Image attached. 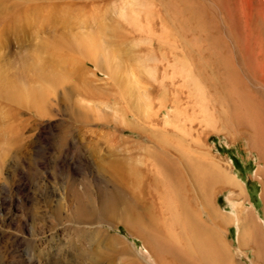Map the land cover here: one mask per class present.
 <instances>
[{"label": "rangeland", "instance_id": "rangeland-1", "mask_svg": "<svg viewBox=\"0 0 264 264\" xmlns=\"http://www.w3.org/2000/svg\"><path fill=\"white\" fill-rule=\"evenodd\" d=\"M248 2L0 0V264H192L167 165L219 264H264L258 151L235 113L264 93Z\"/></svg>", "mask_w": 264, "mask_h": 264}, {"label": "bare ground", "instance_id": "bare-ground-1", "mask_svg": "<svg viewBox=\"0 0 264 264\" xmlns=\"http://www.w3.org/2000/svg\"><path fill=\"white\" fill-rule=\"evenodd\" d=\"M242 1V0H241ZM244 2V0H243ZM139 3V2H138ZM137 3V4H138ZM250 4H247L249 6V10H251V15L250 19L252 17H254V15H257L256 17H254L256 20H259V17L264 20V0H249ZM136 4V5H137ZM131 6V5H130ZM129 6V7H130ZM135 6V4H134ZM140 6V5H139ZM243 6V4H242ZM245 7V5H244ZM245 9V8H244ZM136 10V9H135ZM139 10V9H138ZM141 10V9H140ZM146 10V9H144ZM55 11V10H54ZM63 11V10H62ZM129 11V10H128ZM132 11V10H131ZM137 13V11H135ZM133 12V13H135ZM139 12V11H138ZM147 12V11H146ZM145 13V11H144ZM245 13V12H244ZM131 14V12H130ZM140 14V13H138ZM149 14V12H148ZM246 14V13H245ZM247 15V14H246ZM58 16V15H57ZM129 16V15H128ZM140 16V15H139ZM67 17V15H66ZM96 17V16H95ZM99 17V16H98ZM131 17H133V14L131 15ZM92 18V17H91ZM128 18V17H127ZM139 18V17H137ZM63 19V17H62ZM96 19V18H95ZM130 19V18H129ZM97 20V19H96ZM95 21V20H94ZM252 21V20H251ZM65 22V21H64ZM97 22V21H96ZM255 22V21H254ZM260 26L263 25L261 23V21L259 20ZM106 25V24H104ZM259 25V24H258ZM257 25V26H258ZM108 26V25H107ZM107 26H103L100 25L99 29L96 32H91L86 34L85 36L81 37L78 41V45L83 51H85L86 54L88 55H96L98 52L101 51V44L99 41V37L100 35L108 29ZM111 26V25H110ZM259 26V27H260ZM264 26V25H263ZM113 27V26H112ZM96 29V28H95ZM263 29V28H262ZM258 30H260L258 28ZM264 30V29H263ZM263 30H261V33L263 32ZM112 33V32H111ZM264 33V32H263ZM260 34V33H259ZM264 34H262L263 36ZM79 36V35H78ZM262 36L260 38H262ZM262 42V40H261ZM263 43V42H262ZM62 44V43H61ZM46 45V44H45ZM73 45V44H72ZM75 46V47H77ZM58 47V46H57ZM58 49V48H57ZM61 49V48H59ZM56 50V49H55ZM264 50V49H263ZM103 51H105L104 47H103ZM59 52V51H58ZM112 52V51H111ZM61 53V52H60ZM248 53V51H247ZM56 54V53H55ZM260 54V51H259ZM62 55V54H61ZM99 55V54H98ZM247 55V54H246ZM61 57V56H59ZM99 58V56H98ZM248 58V57H247ZM107 59V57H106ZM66 61V60H65ZM109 61V60H108ZM97 62V61H96ZM59 63V62H58ZM247 63V62H246ZM97 64V63H96ZM251 64V63H250ZM72 65V64H71ZM74 65V64H73ZM76 65V64H75ZM78 65H80V63H78ZM263 66V65H262ZM69 67V66H68ZM80 71V70H79ZM258 71V70H257ZM260 75V74H259ZM264 76V75H263ZM256 78V77H255ZM254 78V79H255ZM263 79V78H261ZM257 80V79H256ZM261 83V82H260ZM249 84V83H248ZM19 86V85H18ZM45 86V85H44ZM259 86V85H258ZM261 87V86H259ZM17 88V87H16ZM26 88V87H25ZM32 88V87H29ZM28 88V89H29ZM43 88V87H42ZM9 89V87H8ZM35 90V88H33ZM44 89V88H43ZM247 89V88H246ZM41 90V89H40ZM256 89L255 90H248V97L247 99H244L241 102H237L235 104V113L237 118H239L242 123L243 120L246 122L247 127L250 129V138H251V142H252V147H254L257 151H258V160H259V164L260 167L257 170V174H259L261 176V183H262V196L264 199V93L263 92H258ZM264 90V88H263ZM21 91V90H18ZM16 90L15 95L13 94V96H16L18 98L20 97H25L26 94H32L35 93L36 91H32V92H27V91H21L18 92ZM47 91V90H45ZM44 91V92H45ZM2 92V91H1ZM41 92V91H40ZM245 92V91H244ZM243 92V93H244ZM43 93V92H42ZM47 93V92H46ZM4 94V93H3ZM41 93L37 92V97L38 95L40 96ZM246 94V93H245ZM6 95V94H5ZM32 97L34 95H31ZM42 97V96H41ZM16 98V99H18ZM31 98V97H29ZM34 99V98H33ZM25 100V99H24ZM27 100V99H26ZM25 100V101H26ZM30 100V99H29ZM38 100V98H37ZM15 101V100H14ZM24 101V103H26ZM36 101V100H35ZM32 100V103L35 102ZM39 101V100H38ZM239 101V100H238ZM21 102V101H20ZM19 102V103H20ZM22 103V102H21ZM20 103V104H21ZM29 103V101H28ZM31 103V104H32ZM36 103V102H35ZM37 105V104H35ZM235 115V114H234ZM240 121V122H241ZM236 124V123H235ZM238 125V124H237ZM242 125V124H241ZM243 126V125H242ZM199 167V166H198ZM202 167V166H201ZM205 168V167H204ZM202 167V171L204 169ZM199 169V168H198ZM208 170V169H207ZM201 172V171H200ZM199 173V172H198ZM205 173H208V171ZM204 173V175H205ZM209 174V173H208ZM163 176L166 178V182H167V189L169 190V192L172 193L173 195V201L172 202H168L167 203V208L169 209L170 215L174 221V223H181L183 229L190 235V239L192 241V243L194 244V247L192 248V250L194 251L193 254L195 255V259L192 264H219V262L222 261V255H221V249H220V241L218 236L216 235L215 232L213 231H207L205 229H202L201 226H199V224L196 222V220L193 218L194 215L192 214V212L188 209L187 204L185 203V201L183 200V198L179 195V189H180V185H179V181L177 182L176 180V174L175 171L169 167V165L166 166V168L163 169ZM206 176V175H205ZM235 184V183H234ZM239 188V187H238ZM240 190V189H239ZM245 190V189H244ZM240 195V192L239 194ZM247 195V194H246ZM248 197V196H247ZM168 198V197H167ZM172 200V199H171ZM249 201V200H248ZM264 201V200H263ZM252 203V202H251ZM252 209V208H250ZM242 211V209L237 208L235 210V217L238 219L239 218V214ZM254 211H250V213H253ZM249 213V214H250ZM234 214V213H233ZM254 214V213H253ZM245 215V214H244ZM250 217H252L250 215ZM253 220V219H252ZM250 220V222L252 221ZM249 221V220H248ZM245 222V221H244ZM257 222V221H254ZM243 223V222H242ZM241 223V224H242ZM252 224V223H250ZM264 224V223H263ZM245 224H243L244 226ZM249 225V223H248ZM243 226H242V233H243ZM246 226V225H245ZM244 228H247L245 227ZM251 228V227H250ZM258 228V227H257ZM262 228V227H261ZM246 230V229H245ZM244 230V234L246 233ZM255 231V230H254ZM257 231V230H256ZM258 234V232L256 233ZM245 235H248L250 241L253 242V240L255 241V234L253 233L252 230H249V232ZM242 236V234H241ZM240 237V236H239ZM243 238L245 239V236L243 235ZM247 238V236H246ZM263 238V236H262ZM242 240V239H240ZM247 240V239H246ZM258 240V239H257ZM263 241V240H262ZM242 243V242H241ZM253 245H256V243L253 242ZM263 246V245H262ZM259 251V250H258ZM257 253V251L255 252ZM262 254V253H261ZM260 255V254H259ZM255 256V254H254ZM259 257V256H255Z\"/></svg>", "mask_w": 264, "mask_h": 264}]
</instances>
